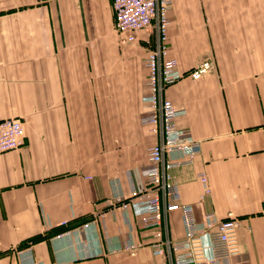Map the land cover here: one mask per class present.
I'll list each match as a JSON object with an SVG mask.
<instances>
[{
  "label": "crops",
  "instance_id": "1",
  "mask_svg": "<svg viewBox=\"0 0 264 264\" xmlns=\"http://www.w3.org/2000/svg\"><path fill=\"white\" fill-rule=\"evenodd\" d=\"M169 15L179 67L215 63L164 90L187 110L177 125L201 142L193 162L172 170L179 200L202 226L209 212L234 216L232 261L264 264V0H172ZM153 43L147 31L122 42L112 0H0V120L21 118L26 134L0 154V264H172L122 207L144 192L160 139L141 121ZM163 228L184 239L181 211ZM129 241L135 255L122 249Z\"/></svg>",
  "mask_w": 264,
  "mask_h": 264
},
{
  "label": "built area",
  "instance_id": "2",
  "mask_svg": "<svg viewBox=\"0 0 264 264\" xmlns=\"http://www.w3.org/2000/svg\"><path fill=\"white\" fill-rule=\"evenodd\" d=\"M171 5L172 0H112L115 28L122 42H135L141 31L154 35L153 47L145 61L149 74L143 101L147 109L141 121L160 134L159 141L149 150L144 192L134 191L130 200L122 202V207H133L141 225L154 231L157 239L153 243L154 254L165 257L169 253L172 264H244L232 261L241 253L239 222L234 216L219 219L215 212H209L202 226L194 215L193 205L179 200L178 183L172 170L193 162L201 151V142L177 125V119L185 116L187 110L165 98L164 90L186 76L194 80L203 78L215 68V63L212 59H204L188 72L179 67V61L170 55ZM25 144V126L21 118L0 120V154ZM198 177L205 195L210 194L207 172L201 171ZM174 210L182 213L186 232L182 240L164 236L165 217ZM95 222L91 220L84 226L89 228ZM139 246L129 241L122 249L135 255Z\"/></svg>",
  "mask_w": 264,
  "mask_h": 264
}]
</instances>
